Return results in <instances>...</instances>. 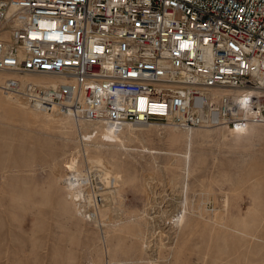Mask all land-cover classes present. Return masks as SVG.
I'll return each mask as SVG.
<instances>
[{
    "label": "rangeland",
    "instance_id": "obj_1",
    "mask_svg": "<svg viewBox=\"0 0 264 264\" xmlns=\"http://www.w3.org/2000/svg\"><path fill=\"white\" fill-rule=\"evenodd\" d=\"M52 113L0 94V264H264V124Z\"/></svg>",
    "mask_w": 264,
    "mask_h": 264
},
{
    "label": "built area",
    "instance_id": "obj_2",
    "mask_svg": "<svg viewBox=\"0 0 264 264\" xmlns=\"http://www.w3.org/2000/svg\"><path fill=\"white\" fill-rule=\"evenodd\" d=\"M3 72L1 95L116 133L243 131L264 124V0H0Z\"/></svg>",
    "mask_w": 264,
    "mask_h": 264
},
{
    "label": "bare ground",
    "instance_id": "obj_3",
    "mask_svg": "<svg viewBox=\"0 0 264 264\" xmlns=\"http://www.w3.org/2000/svg\"><path fill=\"white\" fill-rule=\"evenodd\" d=\"M3 74H8V72H3ZM34 75V74H33ZM38 76V77H37ZM36 77L35 76H26V78L28 79H32V80H35L37 82H41V83H49V84H56L59 79L58 78H54V77H49V76H39L37 75ZM22 98V97H21ZM23 100H25L26 102H28L25 98H22ZM52 111H57L58 114L60 113V115L62 117H65V118H68V119H71V120H74L72 118H70L69 116H65V115H62L60 110L58 109H53L51 111H40L39 110V113L44 115V116H47V117H51L53 116L54 113H52ZM75 121V120H74ZM83 124H86V123H83ZM89 124V123H87ZM255 125H258V124H252L250 125L247 129L243 130V131H234V130H229L231 133L237 135V134H243V133H246L251 127L255 126ZM178 127V126H177ZM216 128H222V127H216ZM222 129H225V128H222ZM191 130V129H190ZM225 130H228V129H225Z\"/></svg>",
    "mask_w": 264,
    "mask_h": 264
}]
</instances>
